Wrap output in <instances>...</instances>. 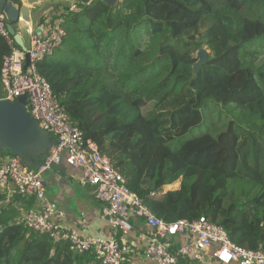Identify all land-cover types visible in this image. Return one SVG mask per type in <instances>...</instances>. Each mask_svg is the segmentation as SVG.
I'll list each match as a JSON object with an SVG mask.
<instances>
[{"label": "trees", "instance_id": "trees-1", "mask_svg": "<svg viewBox=\"0 0 264 264\" xmlns=\"http://www.w3.org/2000/svg\"><path fill=\"white\" fill-rule=\"evenodd\" d=\"M78 7L54 6L66 35L35 63L70 122L157 218L204 216L235 245L264 250V0ZM200 49L207 62L194 74ZM10 51L0 34V68ZM3 199L0 264H101L92 251L23 226L17 202L29 212L34 196Z\"/></svg>", "mask_w": 264, "mask_h": 264}, {"label": "built area", "instance_id": "built-area-1", "mask_svg": "<svg viewBox=\"0 0 264 264\" xmlns=\"http://www.w3.org/2000/svg\"><path fill=\"white\" fill-rule=\"evenodd\" d=\"M78 3L68 4V11L78 12ZM53 11V10H51ZM64 18L53 13L43 16L39 33L33 35L30 47H18L7 29L6 17L0 8V34L11 51L3 58L0 81L4 97L14 101L26 95V109L40 127L54 141L48 154L36 168H28L18 156L0 154V187H5L3 205H9L15 196H34L40 207L21 214L23 226L48 235L54 241H67L73 252L92 251L101 264H121L129 252L127 237L132 231L133 219H141L149 229L143 255L154 264H176L177 256L189 255L193 250L209 253L219 264H264V250H250L232 243L225 229L204 216L188 221L179 219L167 223L157 218L142 200L131 192L123 176L113 168L97 145L85 140L79 128L73 125L63 107L53 97L47 81L36 72L35 63L53 54L62 43L66 32ZM26 55L28 65L25 67ZM63 164L80 170L84 183L94 188L95 199L103 205L102 212L109 226L120 235L105 239L81 237L67 230L60 222L63 212L54 210L45 200L42 174L50 164ZM184 238L174 250V239Z\"/></svg>", "mask_w": 264, "mask_h": 264}, {"label": "crops", "instance_id": "crops-1", "mask_svg": "<svg viewBox=\"0 0 264 264\" xmlns=\"http://www.w3.org/2000/svg\"><path fill=\"white\" fill-rule=\"evenodd\" d=\"M60 4L68 5L70 3L48 5L38 11L36 23L30 32L29 47L31 37L38 34L35 32L37 29L40 30V18L43 19L44 15L55 13V10H53L54 6ZM59 166L66 169L63 175L50 167L42 174L43 191L47 203H49L54 210L63 212V217L60 219V222L65 229L73 230L81 237L116 238L118 234L109 226L103 215V205L94 197V188L83 182L79 170L63 164ZM6 192L5 187H0V196L5 197ZM17 204L20 206L19 216L21 217V214L24 213L27 208L24 206L23 200L22 202L18 201ZM39 207V202L35 200V204L34 206L32 205L31 210ZM132 222L134 227L127 237L129 252L126 256L128 255L129 264H154L143 255L144 247L147 244L150 233L149 229L140 219H133ZM183 240L184 238L182 237L174 239V250L182 244ZM176 264L219 263L215 262L210 257L209 253L193 250L189 255L177 256Z\"/></svg>", "mask_w": 264, "mask_h": 264}, {"label": "water", "instance_id": "water-1", "mask_svg": "<svg viewBox=\"0 0 264 264\" xmlns=\"http://www.w3.org/2000/svg\"><path fill=\"white\" fill-rule=\"evenodd\" d=\"M92 0H0L9 34L22 50L29 49V39L32 27L36 23L37 13L45 6L57 3L89 4ZM109 5H115L117 0H103ZM39 33V29L35 31ZM207 50L200 49L196 53L198 61L194 65V74L199 67L207 62ZM28 65L26 55L25 67ZM52 136L43 130L26 109V95L14 101L0 100V150H7L18 156L28 168L38 167L36 160L46 156L53 146ZM50 168L63 175L64 167L50 164Z\"/></svg>", "mask_w": 264, "mask_h": 264}, {"label": "rangeland", "instance_id": "rangeland-1", "mask_svg": "<svg viewBox=\"0 0 264 264\" xmlns=\"http://www.w3.org/2000/svg\"><path fill=\"white\" fill-rule=\"evenodd\" d=\"M120 1V0H118ZM70 5V4H69ZM68 6V5H66ZM208 52V51H207ZM260 62H264V57L261 59ZM205 126L204 125H201V126H197L195 128H193L192 130L189 131V133L187 134L186 138H191V137H194V136H197V135H200L201 133H203L205 131ZM72 168V167H71ZM78 170V169H76ZM80 171V170H79ZM141 220V219H140Z\"/></svg>", "mask_w": 264, "mask_h": 264}]
</instances>
